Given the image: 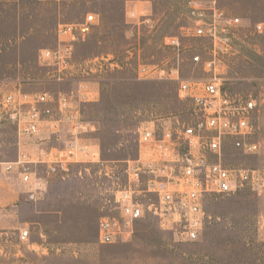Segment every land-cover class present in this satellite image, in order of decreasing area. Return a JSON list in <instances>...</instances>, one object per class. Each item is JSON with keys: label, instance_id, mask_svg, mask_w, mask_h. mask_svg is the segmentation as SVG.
Segmentation results:
<instances>
[{"label": "rangeland", "instance_id": "obj_1", "mask_svg": "<svg viewBox=\"0 0 264 264\" xmlns=\"http://www.w3.org/2000/svg\"><path fill=\"white\" fill-rule=\"evenodd\" d=\"M189 1L0 0V85L5 88L21 84L27 91L68 90L73 81L48 80L47 68L38 61L39 51L56 46L59 25L96 15L91 32L76 44L75 59L82 64L88 61L86 77L94 93V100L83 105L82 116L95 128L82 139L100 156V161L73 164L69 173L50 178L48 198L39 204L26 200L16 174L0 170V264H264V191L210 197L206 210L212 219L197 241L184 242L174 232L156 228L152 217L140 230L136 227L128 242L98 241L102 216L98 208L111 198L114 182L124 181L125 161L137 157L139 130L191 117L176 81L140 80L135 72L138 65L179 64L185 79L208 77L203 65L192 61L195 54L207 58V44L186 36ZM200 1H215L242 21L235 51L220 63L221 76L225 88L262 103L259 125L264 141V0ZM130 8L138 15L145 13L141 19L150 23L136 25L135 17L127 14ZM170 37L182 43L178 55L165 45ZM107 55L114 65L101 71L96 59ZM68 138L63 131L59 140L51 136L41 146L62 148ZM229 153L233 164L264 168V149L254 156L233 149ZM18 154L15 126L1 124L0 162L15 161ZM25 230L29 237L22 240Z\"/></svg>", "mask_w": 264, "mask_h": 264}, {"label": "built area", "instance_id": "obj_2", "mask_svg": "<svg viewBox=\"0 0 264 264\" xmlns=\"http://www.w3.org/2000/svg\"><path fill=\"white\" fill-rule=\"evenodd\" d=\"M128 14L138 26L150 23V19H141L145 13L138 15L130 8ZM188 16L186 36L207 44V58L195 54L192 61L201 63L208 77L185 79L179 64L138 65L135 72L140 80L176 81L179 97L190 105L191 117L139 130L138 155L125 161L124 181L114 182L111 198L102 207L101 244L128 242L138 223L150 216L181 241H197L212 219L206 210L210 197L242 191L260 195L264 191V168L229 161L230 149L243 156L259 155L264 149L259 125L262 103L225 88L221 76L220 63L235 51L242 21L215 1L190 0ZM96 22V15L88 14L82 22L59 25L56 46L39 51L38 61L47 68L48 80L73 81L68 90L27 91L21 84L14 88L0 85V125L15 126L23 143L37 150H20L17 160L0 162V170L18 175L30 200L43 196L48 180L69 173L73 164L100 161L99 151L91 150L96 147L82 139L95 128L82 116L83 105L94 100V93L86 77L88 61L82 64L75 59L76 44L85 40ZM165 45L177 55L183 48L178 37L166 38ZM96 60L101 71L114 65L110 55ZM63 131L69 138L62 148L41 146L51 136L59 140ZM40 167L45 169L40 171ZM28 237L29 231L21 232L22 240Z\"/></svg>", "mask_w": 264, "mask_h": 264}, {"label": "crops", "instance_id": "obj_3", "mask_svg": "<svg viewBox=\"0 0 264 264\" xmlns=\"http://www.w3.org/2000/svg\"><path fill=\"white\" fill-rule=\"evenodd\" d=\"M135 10H136V9H135ZM127 14H128V13H127ZM18 144H19V153H20V150H22V147L28 149V145H25V144L23 143V140L20 139L19 137H18ZM18 155H19V154H18ZM17 158H18V157H17ZM10 162H11V161H10ZM17 177H18V180H20V178H19L18 175H17ZM18 185H19L18 188L21 189L22 192L25 194L26 200L29 201V202H31V203H33V204H39V203H42V202L46 201L47 198H48V191H49V188H50V179L48 180V183H47L46 189H45V191H44V195L41 196V197H40L38 200H36V201L30 200V199L28 198V195H27V192H26V188H25V186H24L23 184L20 183V181H18ZM98 212H99L100 214H102V208L99 207V208H98ZM150 217H152V216H150ZM150 217H147V218L141 220V221L138 223V225H137V230H140V229L143 227L144 222L147 221V220H149ZM100 218H101V217H100ZM100 218H99V220H100ZM152 218H154V219L156 220V222H157V226H156V228L159 227L161 230H163V231H167V230H164V229H162V228L160 227L159 222H158V220H157L155 217H152ZM98 233H99V227H98ZM39 236L42 237V236H43V233L40 232ZM32 243H33V245H34V244H35V245H42L41 242H38V241H33Z\"/></svg>", "mask_w": 264, "mask_h": 264}]
</instances>
